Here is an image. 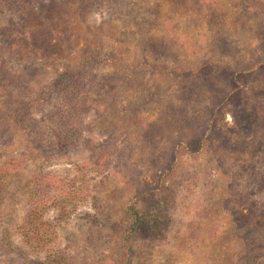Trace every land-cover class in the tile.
<instances>
[{
  "label": "rangeland",
  "instance_id": "1",
  "mask_svg": "<svg viewBox=\"0 0 264 264\" xmlns=\"http://www.w3.org/2000/svg\"><path fill=\"white\" fill-rule=\"evenodd\" d=\"M112 1L110 10L93 13L86 0H39L32 29L55 32L42 49L29 28L31 36L19 35L14 45L22 62L46 66L32 79L36 88L81 55L97 52L102 59L103 85L81 109L87 148L48 165L73 174L91 152L113 146L128 147L127 165L105 178L79 171L101 195L103 214L47 212L57 251L34 252L16 227L26 211V182L46 162L38 151L28 171L11 175L5 159L37 149L28 126L8 128L3 139L10 150L0 156V264H264V0ZM205 60L231 67L238 78L200 73ZM180 66L188 75L171 70ZM6 101L0 86L1 110L13 107ZM201 141L199 152L189 151ZM144 185L154 193L135 204L147 216L129 238L126 259L122 242L133 217L125 208Z\"/></svg>",
  "mask_w": 264,
  "mask_h": 264
},
{
  "label": "trees",
  "instance_id": "2",
  "mask_svg": "<svg viewBox=\"0 0 264 264\" xmlns=\"http://www.w3.org/2000/svg\"><path fill=\"white\" fill-rule=\"evenodd\" d=\"M86 2L93 13L99 10L105 12L113 7L112 0H86ZM38 3L39 0H0V86L7 99L6 102L13 106L7 111L0 109V140H2L0 141L2 146L0 156L5 158L7 151L10 150H6L9 143L5 141V138L3 139L5 134H8L7 129L23 124L28 126L27 137L35 145L34 150H37L31 153V148H29L6 158L9 164L8 172L14 175L15 172L21 174L28 171L32 155L37 154L38 151L41 152L46 165L41 172L31 174L26 182L24 195L26 211L16 231L23 245H27L31 251L55 254L57 249H53L52 246L55 240V227L44 215L47 212L57 211L59 217H85L87 219V214L90 217L93 214L101 216L103 214L100 203L101 195L95 191L88 180L79 179L76 174L85 167L87 173H99L102 178H105L110 173L123 170L130 154L126 149L128 147L118 148V146L93 151L90 153L91 161L85 163L83 168H76L73 174L48 165L52 162V158L58 155L67 157L71 153L82 152L84 148H87L86 143L84 145L81 141L82 131L86 125L81 109L86 102L84 99L87 95L94 94L95 89L103 85L102 78L105 73L100 71L102 59L95 52L81 55L77 63L66 62L64 68L57 71L52 80L37 83V88L34 84L32 85V79H35L39 73L42 75L46 66L32 59L22 62L17 56L18 51L14 43L19 35L26 37L29 34L31 36L32 33L28 32L29 28L35 32L33 34L38 39L33 44L36 48L42 49L46 38L55 32L52 28L35 26L36 28L32 29L34 23L31 15ZM58 33L66 40L67 35L64 31ZM111 54L115 52L112 51ZM118 58L121 60L120 55ZM159 63L166 64L165 59L160 58ZM171 70L180 75L189 73L188 69L182 66L172 67ZM198 70L202 74L216 76L231 73L236 79L238 78V74L232 71L231 67L219 65L210 60L201 63ZM239 88L240 85H237L234 89ZM237 96V92H234L233 97ZM37 110L42 112L39 118L33 115ZM150 134V130L145 131L146 139ZM203 140H206L205 137ZM202 145L203 141L188 149L192 153H197ZM182 146L185 145L182 144ZM170 164V167L169 165L165 167L163 173L167 177H170L173 172L174 163ZM16 178L13 179L17 182ZM163 190L168 191V186H163ZM133 193V197L125 208V213L133 217L132 223L125 230L122 242L126 259L130 258L132 250L129 238L136 237L140 232L141 224L146 222L145 217L147 216V213L141 212L135 204L137 201L151 199L154 191L144 185L142 188L137 187ZM89 209L93 211L90 212ZM235 225L234 221L232 227L234 231ZM154 226L155 224L151 222L150 227L154 228ZM62 258L67 262L65 257ZM54 259L58 263L63 262L62 259ZM41 263L36 261V264Z\"/></svg>",
  "mask_w": 264,
  "mask_h": 264
}]
</instances>
